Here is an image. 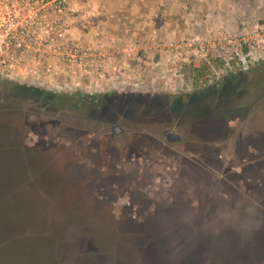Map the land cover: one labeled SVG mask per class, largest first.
<instances>
[{
    "label": "rangeland",
    "instance_id": "374dc122",
    "mask_svg": "<svg viewBox=\"0 0 264 264\" xmlns=\"http://www.w3.org/2000/svg\"><path fill=\"white\" fill-rule=\"evenodd\" d=\"M82 2L65 18L78 55H33L19 79L0 75V142L34 140L47 181H79L136 229L166 227L182 264H264V0ZM166 130L182 140L164 143Z\"/></svg>",
    "mask_w": 264,
    "mask_h": 264
},
{
    "label": "trees",
    "instance_id": "16d2710c",
    "mask_svg": "<svg viewBox=\"0 0 264 264\" xmlns=\"http://www.w3.org/2000/svg\"><path fill=\"white\" fill-rule=\"evenodd\" d=\"M192 72L194 73L195 70L193 69ZM44 95L49 98L54 97L58 102H65L67 99L65 96L49 93ZM26 139L20 140L22 151H25ZM27 174L28 181L25 185L35 188L40 199H44L48 204V210H45V214L36 213L26 202H22L21 192L18 191L22 188L21 182L4 183L5 195L0 197V200L4 197L2 205L5 210L8 208L14 210L16 219L15 222L10 220L14 226L10 234L15 236L6 237L0 242V249L8 248L16 242L28 247L27 251L31 252H37L38 246H43L42 251L51 248L53 250L51 261L48 260L44 264H182L181 252L176 249V246H181L182 242L179 237L178 239L174 237L173 240L170 230L166 227L147 225L142 229H136L134 222L136 219L130 213L126 219L119 217L117 219L110 198L106 199L107 204L104 200H100L101 202L95 204L93 213L85 212L82 218H79L77 208L81 210L80 206H85L86 202L88 205L89 202L81 201L79 198L80 204L73 208L74 202L71 204L69 198L65 197L70 187L69 180L60 181L58 186L62 185L63 195L56 196L49 191L55 186L52 182L35 181L31 178L30 168H27ZM27 199L32 200L34 204L40 202L28 197ZM62 204L68 208V213H62L57 209ZM106 205H109L113 211L109 208L107 211L102 210ZM22 211L28 216L27 222L18 216ZM112 222H116L115 224L121 222L120 225L124 223L126 228L121 230L120 226L110 227ZM79 223L81 226L78 227ZM173 235L176 236L175 233Z\"/></svg>",
    "mask_w": 264,
    "mask_h": 264
},
{
    "label": "built area",
    "instance_id": "2783aa9c",
    "mask_svg": "<svg viewBox=\"0 0 264 264\" xmlns=\"http://www.w3.org/2000/svg\"><path fill=\"white\" fill-rule=\"evenodd\" d=\"M81 5L82 0H0V75L11 81L19 79L20 70L33 55H78V44L67 42L76 38L65 18L76 20ZM256 33L264 49V25Z\"/></svg>",
    "mask_w": 264,
    "mask_h": 264
},
{
    "label": "water",
    "instance_id": "95a60500",
    "mask_svg": "<svg viewBox=\"0 0 264 264\" xmlns=\"http://www.w3.org/2000/svg\"><path fill=\"white\" fill-rule=\"evenodd\" d=\"M123 131V128H121L119 124L112 127V132L115 135H121ZM10 134L11 132L8 126L4 125L1 141H4L6 139L9 140L10 138L8 139V136H10ZM17 135V140L13 142L9 141V144L8 142L7 144H3V142H0V197L5 195V192L3 191L4 183L14 182V184H17V182H21L20 184L22 188L18 191L21 192L20 198L22 199V202H26L27 205L30 206L29 208H31V210L35 211L36 213L45 214V210H48V204L46 203V201L44 199H40L39 194L34 190L35 188L29 186L28 184L25 185L27 183L26 181H28L27 168L31 169L32 174L36 176L37 181L51 182L47 181L46 178L41 177L42 174L45 173V170H42V164L45 168L47 165L45 164L47 163L45 155L42 157V154L44 153L41 151L39 145H37L34 140H28L29 138L25 140L27 143V145L25 146V151H22L20 140L23 139V136H21L20 133H18ZM10 144L12 147L11 149H9ZM45 152L47 151L45 150ZM48 154H51V152L48 151ZM24 155H27L28 158L34 159V161L30 163L31 166H27ZM61 180L62 178H59V180H57V183H60ZM52 183L53 185H55L54 188H56L57 190V183H54V181ZM78 183L79 181L74 185H77ZM74 185L70 184V187L67 189L69 191H66L67 193H65V197L69 198V202L71 204L73 202L75 203V205L74 203L72 204L73 208L80 204L78 202L80 200L79 198L82 199L84 196H87L86 201L89 202L87 206L90 208V210L94 211L96 204L95 196L94 199H91L87 191L82 192L78 190ZM73 191H76L78 193L75 194ZM27 197L35 199L36 201L39 200L40 202H37L36 204H34L33 202L32 205H29L28 200L30 199H27ZM2 199L0 200V242H3L6 237L13 236V234H10V231L14 226L10 223V220L11 222H15L16 219V215L15 213H13V209L8 208L5 210L4 206L2 205ZM109 207V205H106L104 209L108 210ZM18 216L21 219H24L25 222H27L26 219L28 216L26 215V213L22 211ZM41 247L43 246L37 247V252H31L27 251L28 247L21 246L18 242L13 243L8 248L4 247L0 249V264H44L48 260L51 261L53 250L51 248H48V251H42Z\"/></svg>",
    "mask_w": 264,
    "mask_h": 264
},
{
    "label": "flooded vegetation",
    "instance_id": "af4514ba",
    "mask_svg": "<svg viewBox=\"0 0 264 264\" xmlns=\"http://www.w3.org/2000/svg\"><path fill=\"white\" fill-rule=\"evenodd\" d=\"M217 93L218 92H215V94L217 95ZM197 95V94H196ZM219 95V94H218ZM198 97H197V103H204L203 101H205L206 100V97H204L203 96V94H200V95H197ZM46 98H48V99H51V100H53V101H55L54 100V97H46ZM205 99V100H204ZM91 100V99H90ZM73 101H78L76 98H73ZM83 99H80L79 100V102L78 103H81V105L83 104ZM92 101V100H91ZM11 104V103H10ZM80 105V104H79ZM29 107V106H28ZM28 107H23L22 108V112L23 113H27L28 115H30V113L33 111V113L35 114L36 112H37V114L38 115H40V113L42 114V112L44 111V109L42 108V109H35V108H28ZM21 111V110H20ZM33 117V116H32ZM167 131V130H166ZM172 134V135H171ZM115 135V134H114ZM182 140V137H181V135H179V134H175V133H173V132H169V131H167L166 132V134H165V140L163 141L164 143H166V144H172V143H177V142H180Z\"/></svg>",
    "mask_w": 264,
    "mask_h": 264
}]
</instances>
